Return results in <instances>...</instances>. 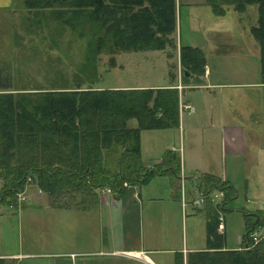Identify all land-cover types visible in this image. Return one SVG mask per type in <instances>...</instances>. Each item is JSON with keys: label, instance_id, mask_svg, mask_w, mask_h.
<instances>
[{"label": "trees", "instance_id": "1", "mask_svg": "<svg viewBox=\"0 0 264 264\" xmlns=\"http://www.w3.org/2000/svg\"><path fill=\"white\" fill-rule=\"evenodd\" d=\"M115 1L23 0V5L33 10L28 16L30 21L45 18L49 23L52 15V20L61 26L59 33L69 27L79 36L87 34L89 46L84 64L91 70L104 54L113 65L114 54L119 51L176 45L175 0H136V11L125 9V2L116 8ZM205 1L218 15L225 13V4H232L238 11L248 4L257 5V22L250 32L259 45L264 83V0ZM178 55L182 81L189 83V76L204 73L206 56L200 46L180 43ZM76 83L79 85L75 88L54 86L0 93V204L14 201V192L23 188L28 176L60 201L74 198L79 189L90 186L109 185L121 193L124 181L143 182L166 170L162 165H141L139 134L141 129L177 123L178 93L174 84L125 89L83 87L79 80ZM131 117L137 119L136 127L127 126ZM166 159L176 171L177 159L171 152ZM216 185L232 191L231 184ZM241 211L248 219L244 244L249 241L248 232L262 223L263 212ZM215 225H210V234L217 235ZM209 247L213 249L189 253L187 264H264V238L250 248L219 249V241Z\"/></svg>", "mask_w": 264, "mask_h": 264}, {"label": "rangeland", "instance_id": "2", "mask_svg": "<svg viewBox=\"0 0 264 264\" xmlns=\"http://www.w3.org/2000/svg\"><path fill=\"white\" fill-rule=\"evenodd\" d=\"M252 6L244 12L232 8L225 15H216L200 0H177L175 46L131 50L125 54V51H119L114 54L113 65H110L109 56L104 54L97 59L94 70L84 64L89 46L87 34L79 36L69 27L59 33L61 26L52 20V15L49 23L45 22V18H32L31 22L28 16L22 14V7L21 11L5 12L0 16V93L15 94L32 88L46 90L59 84L62 78H68L69 85H73L76 84V73L83 87L164 84L182 77L179 44L200 46L211 70L205 81L221 84L215 88L193 87L184 90L185 96L197 111L195 115H184V144L186 149L192 150L193 158L197 159L198 154L207 157L209 167L226 170L228 177L236 183L237 196L227 201L229 210L224 213V220L227 244L240 246V236L244 232L245 220H248L241 209L253 211L259 208L264 211V83L261 82L259 45L250 32L258 17L257 5ZM47 10L45 12L49 14ZM12 42L14 46H9ZM6 71H13V81L5 76L8 75ZM174 72L178 78L174 77ZM34 84L39 85L29 87ZM226 123L238 124L243 128L244 153H224L220 126ZM135 124V118L128 120L129 126ZM190 124L194 126L193 129H189ZM141 133L143 159L153 164L158 160L150 155L154 156L160 151L170 136H174L177 148L182 146L175 129H149ZM151 165L147 167H153ZM255 175L258 180L256 178L254 195H257L259 202L250 203L246 197L252 195L246 184L248 179L252 182ZM184 185L187 200L200 196V191L191 185L189 179L184 181ZM179 191L180 187L177 186ZM41 195L42 192L31 185L18 204H0V252H48L75 247V240L71 242L66 239V223L61 222L58 211L49 214L43 204L31 203L30 196ZM21 202H27V205ZM47 218L54 221L53 235L47 228ZM248 218L251 220L250 216ZM69 233V239L76 238L72 231ZM189 235L191 232L188 225L187 237ZM46 259H33L36 261L32 262L29 258H22L19 264H45ZM57 259L63 260L62 257ZM8 260L1 264L12 262ZM117 264L125 263L118 261Z\"/></svg>", "mask_w": 264, "mask_h": 264}, {"label": "crops", "instance_id": "3", "mask_svg": "<svg viewBox=\"0 0 264 264\" xmlns=\"http://www.w3.org/2000/svg\"><path fill=\"white\" fill-rule=\"evenodd\" d=\"M175 1L177 19V0ZM200 1L208 5L213 12L211 6L205 0ZM124 2L125 9L131 8L133 11H136L139 8L136 0H116L113 3L116 8H120ZM130 2L133 3L129 4ZM224 6L225 13L221 15H225L229 9L233 8L232 4H225ZM21 7L24 9L22 13L24 16H29L33 13V11L29 10L30 8L23 5V0L22 4L21 0H0V16L5 12L9 14L15 11H21ZM250 7H253L252 4H248L244 10L239 12H244ZM9 46H14V43H10ZM127 52L129 51H125L124 54ZM210 72L211 70L206 56L204 73L197 77L193 75L189 76V83L182 81V77L179 76L178 78L174 72V77L178 78H176V81L173 80L174 82L106 86L107 88H157L170 86L171 83L174 84L172 86L177 89L178 93L177 123L166 127L141 129L139 134L141 165H162L166 170L150 175L146 181L123 185V191L121 193L113 190L109 185H103L101 187L90 186L79 189L76 192V197L62 199L60 201L54 200L52 196L43 191L36 183H32L33 181L30 182L24 188L23 194L26 193L31 185L37 187L38 191L42 192L43 195H41L42 197L30 196L32 198L31 203L34 205L43 204L49 214H54V211H58L57 213L61 218V222L66 223L64 228L66 239L71 242L75 240L76 245L74 248H64L63 250H52L48 252H39L37 250L28 252H0V263L9 259L12 261L10 264H19L22 258H29V261L33 262L36 261L33 259L46 257L45 264H117L118 261L124 262L125 264H187L189 253L213 249L209 247L213 242H220L221 247L219 249L243 248L242 244L246 230V220L244 223V232L240 236V246H229L227 244L226 222L224 220V213L229 210L226 206L227 201L237 196L236 183L228 177L226 170H216L209 167L207 157L198 154L197 159L193 158L192 150L186 149L184 144V115H195L197 113L196 108L189 101V98L185 96L184 90L193 87L200 89L215 88V86L221 84L205 81L210 75ZM7 74L5 76L13 81L14 78L11 77L13 71ZM76 74L75 79L73 78L74 81L78 80ZM38 85L34 84L29 87H36ZM78 85L77 83L69 85L68 78H62L59 84L55 86L75 87ZM99 87L103 88V86ZM186 105L189 106L186 107ZM184 110L187 112H184ZM128 120V127L137 126V119L135 126H129ZM220 122L222 124V120ZM189 126V129L194 128L192 124ZM149 129H175L182 146L177 148L175 140L173 139L174 136H170L165 144L162 145L160 151L154 156L150 155L153 159L157 158V163L153 164L152 161H146L142 156L143 144L141 131ZM220 132L221 146L224 153L230 152L233 155L244 153V130L241 126L226 123L220 126ZM168 152H171L172 158L177 159L176 171L173 169L171 161L166 159ZM181 174L184 176V181L189 179L191 185L204 195L205 200L201 206H193L191 200L189 198L188 200L186 199V192L184 195L185 203H182L180 191L177 192V181ZM207 176L213 179L209 180ZM256 178L258 180L256 175L253 176L252 182L248 179L246 184V188L249 189L252 195V197H246L247 202L250 203L255 201L259 202L257 195H254V191L257 188ZM218 182L231 184L232 191L227 188L218 187L216 185ZM81 190L84 192L80 193ZM211 193H213L212 196H210ZM15 204L14 201L13 203H6V205ZM21 204L27 205V202H21ZM261 210L263 211V209ZM220 214L223 216L224 224L221 232L217 229ZM49 218H47L48 222L46 225L51 230V235H53L54 221H50ZM213 223L217 224L215 225V231L219 238L215 234H210V225ZM49 224H52V226ZM188 225L191 232L189 237H187ZM70 231L75 234V239L72 237L70 239L68 238L69 234H71L69 233ZM58 257L63 258V260H59L61 261L60 263L57 259Z\"/></svg>", "mask_w": 264, "mask_h": 264}, {"label": "built area", "instance_id": "4", "mask_svg": "<svg viewBox=\"0 0 264 264\" xmlns=\"http://www.w3.org/2000/svg\"><path fill=\"white\" fill-rule=\"evenodd\" d=\"M188 106L189 105H186V107H188ZM30 182H32V178H31V176H28L26 183H24L23 188L19 191L14 192V201H16V204H18L22 199H24L23 190H24V188H26L27 184H29ZM123 184L126 185V182H124ZM178 186L180 187V196H181L182 203L184 204L185 203V196H184L185 195V185H184L183 174H181L179 176ZM199 194H200L199 197H194L191 200V204L193 206H196V207L201 206L202 203L204 202V200H205L204 195L201 193H199ZM223 228H224L223 216L220 214L217 229L221 232L223 230ZM248 238H249L248 239L249 241L244 242L243 248H250L254 244H256L258 241H260L261 239L264 238V216H263L262 223L259 226L252 228V230H250L248 232Z\"/></svg>", "mask_w": 264, "mask_h": 264}, {"label": "water", "instance_id": "5", "mask_svg": "<svg viewBox=\"0 0 264 264\" xmlns=\"http://www.w3.org/2000/svg\"><path fill=\"white\" fill-rule=\"evenodd\" d=\"M186 73H187V71H186Z\"/></svg>", "mask_w": 264, "mask_h": 264}]
</instances>
